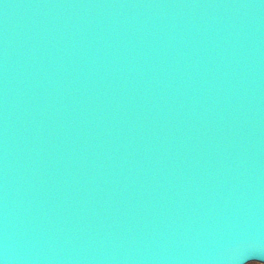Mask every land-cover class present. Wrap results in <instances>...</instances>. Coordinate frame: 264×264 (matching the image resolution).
I'll use <instances>...</instances> for the list:
<instances>
[{"label":"water","instance_id":"95a60500","mask_svg":"<svg viewBox=\"0 0 264 264\" xmlns=\"http://www.w3.org/2000/svg\"><path fill=\"white\" fill-rule=\"evenodd\" d=\"M254 256L264 0H0V264Z\"/></svg>","mask_w":264,"mask_h":264},{"label":"snow or ice","instance_id":"6c2138e0","mask_svg":"<svg viewBox=\"0 0 264 264\" xmlns=\"http://www.w3.org/2000/svg\"><path fill=\"white\" fill-rule=\"evenodd\" d=\"M261 260V261H264V258H262V257H251V258H249V259H247L246 261H245V264H249V262H250V260Z\"/></svg>","mask_w":264,"mask_h":264},{"label":"rangeland","instance_id":"374dc122","mask_svg":"<svg viewBox=\"0 0 264 264\" xmlns=\"http://www.w3.org/2000/svg\"><path fill=\"white\" fill-rule=\"evenodd\" d=\"M249 264H264V261L250 260Z\"/></svg>","mask_w":264,"mask_h":264}]
</instances>
